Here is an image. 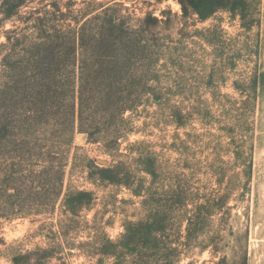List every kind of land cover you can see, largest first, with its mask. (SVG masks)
<instances>
[{"label":"rangeland","instance_id":"obj_1","mask_svg":"<svg viewBox=\"0 0 264 264\" xmlns=\"http://www.w3.org/2000/svg\"><path fill=\"white\" fill-rule=\"evenodd\" d=\"M41 1L29 10L41 7ZM52 1L64 14L72 5L68 22L83 24L80 12L99 9L97 15L109 8L106 23L151 25L144 39L155 46L158 61L153 85L166 95L127 114L138 134L114 158L104 145L76 136L65 192L95 196L81 218L65 219L61 204L55 214L12 218L11 204L0 199V264H33L39 256L27 255L39 248L52 249L54 264L60 258L99 264L100 245L110 253L109 241L118 243L125 224L146 219L149 209L168 218L167 240L185 245L182 259L173 264H264V0H247L236 10L230 1V10H218L205 21L193 11L185 16L181 0ZM150 15L159 22H143ZM11 27H0V43ZM129 148L150 151L155 161L156 175H144L142 191L149 200L144 205L127 187L89 179L88 158L102 167L113 159L126 163ZM181 201L215 205L188 237ZM112 262L105 256L104 264ZM140 264L172 262L147 258Z\"/></svg>","mask_w":264,"mask_h":264},{"label":"trees","instance_id":"obj_2","mask_svg":"<svg viewBox=\"0 0 264 264\" xmlns=\"http://www.w3.org/2000/svg\"><path fill=\"white\" fill-rule=\"evenodd\" d=\"M230 1H234L231 10L247 2H180L185 16L193 11L205 21L218 10H230ZM36 2L0 0V27L12 24L0 43V199L11 204L12 218L55 214L61 204V216L76 219L95 201L90 191L65 192L76 136L104 145L105 154L114 158L138 134L127 114L137 111L140 104L152 107L166 93L153 85L158 61L155 46L144 39L151 25L106 23L109 8L97 15L99 9L80 12L83 24L77 19L69 23L72 5H67L64 14L58 1L42 0L41 7L29 10ZM151 19L159 22L152 15L143 22ZM102 20L103 24L92 26ZM126 157L131 162L113 159L103 167L88 158L89 179L127 187L143 198L144 205L149 200L142 189L146 178L156 175L155 161L150 151L130 148ZM180 208L187 214V237L202 218L215 212L211 201H181ZM167 223V217L160 218L149 209L146 219L125 224L118 243L109 241L110 253L105 252V244L100 245L99 264L105 263V256L113 259L112 264H140L147 258H164L172 264L180 261L185 245L179 239L167 240ZM51 250L39 248L27 256H39L33 264H54ZM58 262L68 264L62 258Z\"/></svg>","mask_w":264,"mask_h":264}]
</instances>
